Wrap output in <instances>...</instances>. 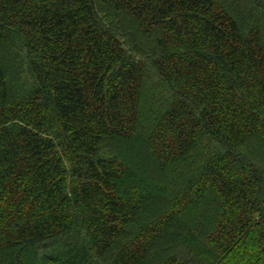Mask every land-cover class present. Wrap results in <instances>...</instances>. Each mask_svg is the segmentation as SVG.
<instances>
[{
    "label": "trees",
    "instance_id": "obj_1",
    "mask_svg": "<svg viewBox=\"0 0 264 264\" xmlns=\"http://www.w3.org/2000/svg\"><path fill=\"white\" fill-rule=\"evenodd\" d=\"M0 264H264V0H0Z\"/></svg>",
    "mask_w": 264,
    "mask_h": 264
}]
</instances>
